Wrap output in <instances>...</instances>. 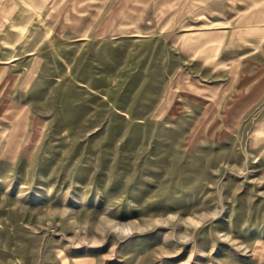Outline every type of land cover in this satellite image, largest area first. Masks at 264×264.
<instances>
[{"label": "rangeland", "instance_id": "obj_1", "mask_svg": "<svg viewBox=\"0 0 264 264\" xmlns=\"http://www.w3.org/2000/svg\"><path fill=\"white\" fill-rule=\"evenodd\" d=\"M245 1L208 22L238 55L177 12L31 29L0 60V264H264V0Z\"/></svg>", "mask_w": 264, "mask_h": 264}, {"label": "crops", "instance_id": "obj_2", "mask_svg": "<svg viewBox=\"0 0 264 264\" xmlns=\"http://www.w3.org/2000/svg\"><path fill=\"white\" fill-rule=\"evenodd\" d=\"M250 4L245 0H0V60H15L17 45L25 42V36L31 29L36 30V37L48 29L53 41L62 40L64 35L72 38L136 35L144 27L145 14H155L159 18V13L177 12H199L206 18L208 15L213 17L210 21H203L207 30L201 35H213L218 40L222 37L220 53L238 55L243 48L237 50L234 45L237 38L231 36L233 30L230 29L233 28L224 26L225 23H222L223 27L219 23L214 26L208 22L223 21L222 14L240 11L241 7ZM157 26H160L158 22ZM203 46L205 53L208 52L207 41ZM2 69L0 67V77ZM252 101L249 98L247 106H251Z\"/></svg>", "mask_w": 264, "mask_h": 264}, {"label": "bare ground", "instance_id": "obj_3", "mask_svg": "<svg viewBox=\"0 0 264 264\" xmlns=\"http://www.w3.org/2000/svg\"><path fill=\"white\" fill-rule=\"evenodd\" d=\"M128 226V225H127ZM133 227V226H132ZM134 229V228H133ZM132 231V230H131ZM126 233V232H125Z\"/></svg>", "mask_w": 264, "mask_h": 264}]
</instances>
